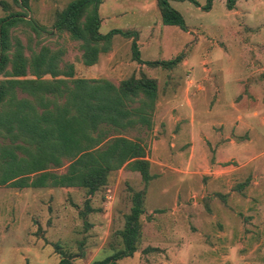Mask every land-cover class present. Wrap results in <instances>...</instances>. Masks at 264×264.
<instances>
[{
  "label": "rangeland",
  "instance_id": "rangeland-1",
  "mask_svg": "<svg viewBox=\"0 0 264 264\" xmlns=\"http://www.w3.org/2000/svg\"><path fill=\"white\" fill-rule=\"evenodd\" d=\"M5 1L10 7L5 11L0 6V18L9 12H24L13 0ZM69 1L29 0L26 19L49 29L55 11ZM154 1L135 0L125 5L130 9L115 20L104 19L99 31L136 29L142 58L166 60L182 53L192 68L179 63L170 75L160 67L141 66L132 60L131 39L118 35L114 36L110 51L101 54L97 63L84 66L79 58V42L66 34L48 35L43 30L35 36L26 23L12 28L11 34L21 40L26 54L28 47L37 48V42L51 48L63 47V59L74 63L75 77L106 78L117 84L144 69L157 78L162 103L166 96L174 103L184 100L183 88L188 79L193 80L190 96H186L196 111L211 109L201 118L220 137L224 117L213 111L217 106H228L239 90L235 102L240 110L248 109L251 102H259L249 99L246 90L251 75L264 81V72L257 70L264 68V0H237L230 10L225 0H213L208 11L190 0H171L170 5L183 16L186 30L163 24L160 16L157 18L159 11ZM195 1L201 6L206 3ZM101 14L105 17V1ZM253 48L255 51L251 52ZM252 54L261 55L257 69L250 66ZM201 68L209 69L204 90L197 89L195 83L204 74ZM253 110L251 115H243L235 123L233 119L227 126L236 141L234 146L219 145L221 140L213 138L203 142L190 174L182 172L188 154L181 140L179 148H171L169 143L163 146L166 163L161 159L160 163L150 162L153 178L146 185L138 173H120L121 168L128 170L125 167L113 171L107 184L91 197L92 209L86 216L80 214L86 210V191L82 188L19 190L0 186V264H57V244L63 251L78 254L72 258L74 264L102 259L112 253L114 231L123 225V216L131 205V190L142 188L146 195L140 244L131 257L118 260V264H264V124L253 118ZM251 125L256 132L249 142L251 146H246ZM129 135H139L146 144L157 136L153 128ZM147 247L155 249L145 251Z\"/></svg>",
  "mask_w": 264,
  "mask_h": 264
},
{
  "label": "trees",
  "instance_id": "trees-1",
  "mask_svg": "<svg viewBox=\"0 0 264 264\" xmlns=\"http://www.w3.org/2000/svg\"><path fill=\"white\" fill-rule=\"evenodd\" d=\"M13 1L24 12H9L0 18V186L82 188L86 210L80 214L86 216L92 209L91 197L107 184L113 171L121 167L136 171L145 185L153 178L145 143L139 135L129 134L152 128L157 78L144 69L117 84L106 78L75 77L74 63L63 59V47L37 42V48L28 47L26 54L24 44L11 34L12 28L26 23L35 36L43 30L48 35L66 34L79 42L84 66L97 63L101 54L110 51L117 35L131 39L132 60L149 68L172 69L184 55L143 60L136 31L114 28L101 33L98 9L102 0H70L55 11L49 29L26 19L29 0ZM156 1L163 24L186 30L184 18L170 5L171 0ZM190 1L205 11L213 2L206 0L201 6ZM236 1L225 0L226 8L232 9ZM0 6L5 11L10 7L5 0H0ZM145 193V188L131 190L123 225L114 231L112 253L89 264H118L137 251ZM56 248L60 255L57 264H74L72 258L78 254L63 251L58 244Z\"/></svg>",
  "mask_w": 264,
  "mask_h": 264
},
{
  "label": "crops",
  "instance_id": "crops-1",
  "mask_svg": "<svg viewBox=\"0 0 264 264\" xmlns=\"http://www.w3.org/2000/svg\"><path fill=\"white\" fill-rule=\"evenodd\" d=\"M104 1H105V17L101 14V9H102V6L104 4ZM133 1H135V0H117V1L116 0H102L101 4L99 6V9H98L99 16L101 18V23L104 21V19H105V22H108L109 20H115L117 18H120L122 15L125 14L127 9H130V8H126L125 5L131 4V3H133ZM155 2H156V7H157V1H154V3ZM154 8H155V6H154ZM157 9H158V7H157ZM147 10H148V7H147ZM158 11H159V9H158ZM159 16L161 18L160 12L158 13L157 18ZM111 29H114V28H111ZM111 29H109V30H111ZM128 30H134L138 34V31L136 29L131 28ZM185 33H188V30L185 31ZM174 36L177 37L178 34H175ZM196 41H197V39H196ZM196 41H193V43H195ZM138 43L139 42H137V45H138ZM145 45H149V44L146 43ZM182 47H183V45L180 46V48H182ZM252 51H255V49L253 48L251 50V52ZM176 55H173L172 57H174ZM260 56L261 55L256 57V56H254V54L251 55L250 66L252 67V69L253 68L257 69V66L260 65L259 63H257V61H259ZM142 59L143 60H151V59H146L144 57ZM179 63L181 65H183L184 67H191L192 68V66H190L189 60L186 59L185 57ZM201 63H203V62H201ZM259 68L260 69H257V70H260L259 72H264V68H261V67H259ZM166 71L168 74L172 75V71H173L172 69H166ZM201 71L204 74L201 75L195 83H196L197 89L204 90L205 86L203 83L207 80L206 73L209 71V69L201 68ZM254 72H255V70L251 71L250 74H252ZM252 76L253 75L250 76L251 82L249 84L250 85L249 88L246 90V96L249 99H251L252 101L259 100V102H257L256 104H254V102H251V106L248 109L240 110V108H239L240 105H238L235 102L236 96H239V94H240L239 92L241 90H239V92L237 93L238 95L234 96V100L232 99L228 106H223L221 104V105L217 106L215 108V110H213L216 112V114H219L222 117H224L223 118L224 120H222V122L225 125H223V123L220 122V125H222V130H223L222 131L223 135H220V137H217L216 135H214L213 134V127L209 126L206 123L205 118H201V117L207 116V113L212 112L211 109H206V110L201 109V110L196 111L193 108V104H192L191 99L187 98V96H186V94L190 96V86L194 85L193 80L188 79L187 84H186L188 87L184 86V88H183V90H184L183 92L185 93L184 100H182L183 102L179 101L178 103H176V102L174 103L166 96V97H164L165 102L162 103L163 102L162 96L158 95L157 102L155 105V110L152 114V121H153L152 128L154 130V134H156L157 136H156V138H153V140L148 144H146L144 142V140L142 139L143 143H145V158L148 159L151 162V164L155 163V162L160 163L161 160H162V163H164V162L166 163L167 161H164V159L162 158V155L164 153L162 151L164 148L163 146L164 145L167 146V144L169 143V146L171 148H174V147L179 148L180 146L178 143H179V140H181L180 144H182L181 146H183V148L186 150L184 152L185 153L187 152V154H188V157L186 159L185 170L182 172H187V174H190L191 173L189 170V169H191L190 166L195 167V164H196L197 149L200 147L202 148V144H204L203 142L207 141L209 138H213V140H221L219 142V145H220V143H226L227 146H234L236 144L234 136H232L230 133L231 129H228V127H227V126H229V124L232 122L233 119H234L233 123H235V122H237V120H240V118L243 117V115H245V116L251 115V110L254 109L252 111V116H254L253 118L259 120L261 124H264V117H263L264 116V111H263L264 94L262 93L264 81H259V80L253 79L255 77H252ZM235 81L238 82L239 79H236ZM260 82H261V86H259ZM171 106H174V107H171ZM173 113H175V115ZM234 113H235V115L233 116ZM197 116L199 118H196ZM175 128H177V129H175ZM151 129H144L140 133L146 132L147 130L149 131ZM250 130H251V132L250 131H248V132H250L251 136L249 139L246 140L247 141V143H245L246 146H251L250 145L251 143H249V142H251L253 140L252 134H254L256 132L252 125L250 127ZM256 134H258V133H256ZM222 137H223L224 141L222 140ZM248 148H251V147H248ZM168 158H170L169 155H167V160H168ZM159 159H161V160L159 161ZM198 163H199V159H198L197 164ZM202 163H203L202 165L204 166L203 160H202ZM123 171H125L126 174L138 173L136 171L125 170V169L121 168L120 173H122ZM262 223H264L263 220H262Z\"/></svg>",
  "mask_w": 264,
  "mask_h": 264
}]
</instances>
